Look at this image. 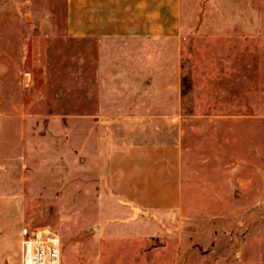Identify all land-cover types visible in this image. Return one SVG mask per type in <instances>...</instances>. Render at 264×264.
<instances>
[{
  "label": "rangeland",
  "instance_id": "rangeland-1",
  "mask_svg": "<svg viewBox=\"0 0 264 264\" xmlns=\"http://www.w3.org/2000/svg\"><path fill=\"white\" fill-rule=\"evenodd\" d=\"M197 15L183 88L197 115L189 158L208 162L184 165L183 183L235 191L188 198L236 203L239 253L244 241L264 243V211L244 210L264 203V0H201ZM84 50L82 38L65 33V0H0V264H24L22 233L40 228L80 259L98 227L124 215L103 209L116 197L84 155ZM208 109L214 115L196 114ZM253 258L264 264V251Z\"/></svg>",
  "mask_w": 264,
  "mask_h": 264
},
{
  "label": "crops",
  "instance_id": "crops-1",
  "mask_svg": "<svg viewBox=\"0 0 264 264\" xmlns=\"http://www.w3.org/2000/svg\"><path fill=\"white\" fill-rule=\"evenodd\" d=\"M200 3L65 0V33L85 45L84 155L116 197L103 209L124 215L98 227L82 258L61 251L60 264H262L253 258L264 251L260 239L236 252L235 202L189 203L235 191L183 183L184 165L208 162L189 158V117L197 115L188 112L183 88L185 41L198 29ZM208 110L196 114L214 115ZM244 210L264 211V203Z\"/></svg>",
  "mask_w": 264,
  "mask_h": 264
},
{
  "label": "built area",
  "instance_id": "built-area-1",
  "mask_svg": "<svg viewBox=\"0 0 264 264\" xmlns=\"http://www.w3.org/2000/svg\"><path fill=\"white\" fill-rule=\"evenodd\" d=\"M21 242L24 264H60L61 241L51 229H25Z\"/></svg>",
  "mask_w": 264,
  "mask_h": 264
}]
</instances>
